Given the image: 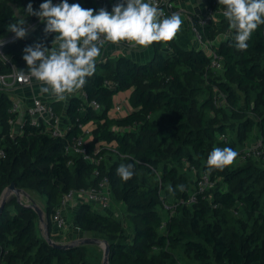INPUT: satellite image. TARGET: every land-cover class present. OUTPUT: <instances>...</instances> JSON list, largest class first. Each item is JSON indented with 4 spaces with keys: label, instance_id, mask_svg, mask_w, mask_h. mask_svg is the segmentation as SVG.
<instances>
[{
    "label": "trees",
    "instance_id": "obj_1",
    "mask_svg": "<svg viewBox=\"0 0 264 264\" xmlns=\"http://www.w3.org/2000/svg\"><path fill=\"white\" fill-rule=\"evenodd\" d=\"M204 1L214 12L225 10L218 0ZM44 2L0 0V39L15 35L7 25L15 22L17 9L23 12L31 3L39 10ZM68 2L111 12L119 0ZM202 15L193 16L196 26ZM24 17L20 13L18 18ZM45 26L43 23L25 38H15L4 46L0 72L11 73L16 68L26 73L24 49L36 43L52 47L57 34L46 35ZM199 30L205 40L232 31L233 37L223 38L215 47L223 62L221 70L209 67L211 56L202 47L182 48L174 39L154 42L151 60L138 61L123 53L108 56L86 78L82 93H73L67 101H54L56 112H65L67 128L62 138L52 136L49 126H34L28 120L22 132L14 135L10 124L16 117L11 110L14 100L0 89V150L5 152L0 157V202L11 183L40 192L46 197L48 236L54 239L53 215L64 194L71 189L96 188L107 176L112 193L130 215L132 237L125 235L121 220L87 201L79 204L73 223L111 244L109 264H169L171 246L191 250L202 264H264V169L252 160L254 156L237 167L209 171L207 165L215 147L236 151L239 142L244 148L255 127L264 140V25L252 34L246 51L235 48V32L226 17L222 30L214 21ZM166 46L172 50L164 49ZM127 90V112L110 115L115 96ZM217 90L231 109L217 103ZM240 90L246 95L245 108L240 106ZM92 100L101 103L100 111L90 104ZM228 114L238 119L236 126L218 118ZM229 126L238 132L235 141H229ZM84 128L91 129L86 146L99 149L97 157L104 156L98 165L100 176L94 175L96 164L66 152L68 144L84 135ZM106 151L115 159L107 162ZM129 163L134 165V176L125 182L116 169ZM186 167L196 170L198 179L209 172L210 189L200 190L198 179L191 182L182 171ZM190 190L196 193L193 202L189 201ZM171 196L185 204L165 219L163 210ZM31 203L36 202H19L13 194L5 200L0 212V264H97L89 258L86 245L58 247L41 235L39 213Z\"/></svg>",
    "mask_w": 264,
    "mask_h": 264
},
{
    "label": "clouds",
    "instance_id": "obj_2",
    "mask_svg": "<svg viewBox=\"0 0 264 264\" xmlns=\"http://www.w3.org/2000/svg\"><path fill=\"white\" fill-rule=\"evenodd\" d=\"M225 7L230 30L235 32V48L247 50L252 34L264 25V0H218ZM36 16L45 23V34L56 33L49 48L45 43H36L24 49L23 59L28 71L20 70L18 79L25 81L35 78L41 82V93H51L63 101L82 89L88 77L95 73L96 60L101 55L105 42L119 44L121 41L134 42L148 47L154 42L171 41L181 30L183 20L179 13L166 16L156 0H119L109 12L106 8L98 11L84 8L79 3L69 4L61 0H45L35 10L29 3L26 9L13 13L15 22L7 25L9 32L18 39L28 35L26 19ZM3 41H0L2 44ZM239 153L230 147H215L209 154L207 165L212 169H223L231 165ZM116 174L125 182L134 176V165L121 164ZM183 190V186H180Z\"/></svg>",
    "mask_w": 264,
    "mask_h": 264
},
{
    "label": "built area",
    "instance_id": "obj_3",
    "mask_svg": "<svg viewBox=\"0 0 264 264\" xmlns=\"http://www.w3.org/2000/svg\"><path fill=\"white\" fill-rule=\"evenodd\" d=\"M99 1V0H96ZM156 3L160 8L163 9L166 16L171 15L175 11V0H156ZM225 10L214 12L208 9L201 17L199 16L198 26L193 25L194 33L202 44V48L211 56V64L209 67L214 70H221L223 68V62L218 58L216 52V46L223 38L233 37L232 31L226 33H220L215 39L205 40L200 33L199 28L206 27L213 19L217 17L224 18L223 15ZM15 35L0 39L3 41L0 44V53L3 54L4 46L11 40L15 39ZM106 44V42H105ZM168 51L172 49L170 47H165ZM19 70L13 69L11 73L0 72V89L8 92L14 102L12 106V112L16 113V117L11 118L10 124L12 125L13 134L17 135L22 132V128L26 120H28L32 125L40 127L41 125L49 126L52 136L62 138L66 134V123H65V112L59 114L56 112L53 103L54 101L48 98L36 94L33 95L27 102L23 101L22 98L16 96L13 89L16 85H29L37 83L35 78H31L25 81H20L18 79ZM216 101L219 105H225L226 98L223 93L219 90L216 92ZM90 104L98 111L101 110L102 105L97 100H92ZM127 98L117 99L110 111V115L117 116L122 113H126ZM91 135L90 128H84V135L75 138L70 144L66 146V152L70 154H78L85 161L92 162L97 165L94 170L95 176H100V170L98 165L104 159V156L97 157L99 149L91 150L86 146L87 137ZM223 137L227 138L225 135ZM243 158L246 159L248 156L254 157H264V140L259 138L255 143L251 145H245L243 150ZM0 157H5L4 150H0ZM211 176L209 172L203 173L198 179V188L200 190L207 189L211 186ZM190 202L196 200V193H192ZM78 200L80 203L83 201L90 202L94 207L102 210H108L112 206V188L110 180L107 176L103 177L99 183V186L94 188H81V189H71L64 194L61 204L58 206L56 213L53 215V222L59 231H65L69 227L68 220L66 218V211L71 207L72 201ZM78 230L80 228L76 227Z\"/></svg>",
    "mask_w": 264,
    "mask_h": 264
},
{
    "label": "rangeland",
    "instance_id": "obj_4",
    "mask_svg": "<svg viewBox=\"0 0 264 264\" xmlns=\"http://www.w3.org/2000/svg\"><path fill=\"white\" fill-rule=\"evenodd\" d=\"M57 2H58V0L55 1V4H57ZM23 19H26V23L29 26L28 33L39 28L40 25L43 24L40 22L39 19L34 20V19L27 18V17H24ZM192 35L194 36V33H192ZM112 44L113 43H106V46L112 45ZM119 44L124 46L122 48V51H126V52H128V54L130 53L129 55H132L133 57H136V55L138 57V53L136 52V50L141 49V48H138L137 46L132 45V42L130 45V43L127 41H121ZM153 45H154V43H153ZM153 56H154V54H148V53L145 54L146 60H151ZM240 91H241L240 92L241 93L240 106L245 108L246 107V95L242 90H240ZM81 92H82V89L78 90L75 93H81ZM250 96H251L250 102L252 103V105H254L255 95L252 94V92H251ZM224 106L228 107V109H231L227 102H225ZM210 115L212 117L216 116L213 113H211ZM218 118L225 120L227 124H233L235 126L238 122V119L231 118L230 114H228L226 116L218 115ZM0 129H1V127H0ZM11 131L13 132V129H11ZM237 137H238L237 130L233 129V127L229 126V136H228L229 141H235L237 139ZM250 137H251V139L246 141L247 145H251L259 139V133H258L257 127H255V129L252 131ZM242 146H243V144L238 142V144L236 145V151L239 153V155L237 156L236 160L231 165H228L226 167H237V166H240V165L245 163L246 159L243 158V152H242L243 147ZM105 155L107 157V159H106L107 162H109L112 159H115V156L110 154L108 151H106ZM252 160L256 163V165L260 169H264V157H260V158L252 157ZM182 171H183V173H185L188 176V178L191 182H194L198 179V173L196 170H192V169H189V167H186V168H183ZM210 187L211 186H209L208 188L210 189ZM23 190H24V192L22 193V199H24L27 202L35 201L36 204L42 209L43 221H40L39 229H40L41 235L47 236L48 231H47V219H46V197L41 195L40 192L35 191V190H30V189H23ZM191 191L192 190H190L189 193L192 194ZM184 204L185 203L182 200H178L176 198V196H171V198L166 200V205L168 207L163 210L164 218L169 219L171 217V215H176L178 213V209H177L178 205H184ZM187 205L189 206V204H187ZM112 209L116 210L115 213H116L117 218L119 220H121V222L123 223V225L125 227V235L130 239L132 237V234H133V227H132V223L130 221V215L127 212L126 206L122 202H120L114 196L113 193H112V206H111V208L108 210H102V209L97 208V210L102 212V213L112 215V213H111ZM73 212H74L73 210L66 211L65 215H66V218L68 220L69 227L65 231H59L57 229V232L55 234V238L53 239L55 242L68 244V243H72L76 240L86 238V237L87 238L88 237L92 238V237H96V236L102 237L98 233H87V232H83L81 230H78L73 223V214H74ZM86 247L88 249L89 258L91 260L95 261L97 264H104L105 253H104V246L103 245H101V244H87ZM169 249H170L169 250L170 255L168 257L169 264H202L199 260H197L195 258L193 252L191 250L186 249L184 246H171Z\"/></svg>",
    "mask_w": 264,
    "mask_h": 264
},
{
    "label": "crops",
    "instance_id": "obj_5",
    "mask_svg": "<svg viewBox=\"0 0 264 264\" xmlns=\"http://www.w3.org/2000/svg\"><path fill=\"white\" fill-rule=\"evenodd\" d=\"M175 9H176L175 13H179L181 16V19L183 20L181 30L177 33L176 37L174 38L175 42L182 48H187V49H190L192 47L200 48L202 44L197 39L194 33V30H193V25H194L193 16L204 14L208 10V7L205 1L204 0H175ZM213 21L216 23L219 30H222V17L219 16L213 19ZM192 33H194V36L192 35ZM132 45H135V43L132 42ZM135 46H137L138 48H141V49L136 50V52L138 53V57L137 55L136 57H133L132 55H129L130 53L128 54V52L122 51V48L124 46L121 44H112V45H107V46L106 44H104L101 55L96 60V64L106 59V57L108 56L120 55L122 53L127 54L138 61H146V58H145L146 53L154 54L155 45L153 44L149 45L146 48L143 46H139V45H135ZM42 86L44 85H42L41 82H37V83L29 84V85H16L15 88L13 89V92L16 96L22 98L23 101L25 102L30 100V98L36 94L42 95L51 101L57 100L55 96H53L51 93H41L40 89ZM129 94H130V91L128 90L123 93H120L117 96H115V101L117 99H124V97L127 98ZM71 95H68L64 101H67ZM125 108L127 111L128 107L126 106ZM258 133L260 136L259 129H258ZM21 200L25 203H28L27 201L22 199V196H21ZM79 204L80 202L75 199L74 201H72L71 207L67 211L73 210L75 212ZM94 208L97 210L96 207ZM111 211L110 212L112 213V215L117 217L115 213L116 210L112 209ZM56 232H57V229L55 227L54 233L56 234Z\"/></svg>",
    "mask_w": 264,
    "mask_h": 264
},
{
    "label": "water",
    "instance_id": "obj_6",
    "mask_svg": "<svg viewBox=\"0 0 264 264\" xmlns=\"http://www.w3.org/2000/svg\"><path fill=\"white\" fill-rule=\"evenodd\" d=\"M24 192L23 189H20V188H17L15 186L14 183H11L4 191L3 193V196H2V199H1V202H0V212L2 211V209L4 208L5 206V200L11 195H16L17 197V200L19 202H21V196H22V193ZM31 206H33L36 211L39 213V218L41 221H43V211L42 209L36 204V203H31L30 204ZM47 239L48 241L55 245V246H58V247H69V246H72V245H87V244H101L104 246V253H105V258H104V264H109V254H110V251H111V244L105 240V239H100V238H97V237H92V238H82V239H79V240H76L72 243H68V244H63V243H58V242H55L53 239H51L48 234H47Z\"/></svg>",
    "mask_w": 264,
    "mask_h": 264
}]
</instances>
